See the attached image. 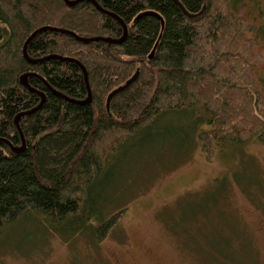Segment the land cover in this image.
<instances>
[{
  "label": "trees",
  "instance_id": "16d2710c",
  "mask_svg": "<svg viewBox=\"0 0 264 264\" xmlns=\"http://www.w3.org/2000/svg\"><path fill=\"white\" fill-rule=\"evenodd\" d=\"M178 1L187 13L175 0H0V229L38 214L66 235L96 219L106 240L126 209L101 217L84 197L164 116L200 113L210 160L264 144V33L231 0Z\"/></svg>",
  "mask_w": 264,
  "mask_h": 264
},
{
  "label": "rangeland",
  "instance_id": "374dc122",
  "mask_svg": "<svg viewBox=\"0 0 264 264\" xmlns=\"http://www.w3.org/2000/svg\"><path fill=\"white\" fill-rule=\"evenodd\" d=\"M231 3L264 33V0ZM257 74L264 88V67ZM164 117L129 139L84 197L101 217L126 209L106 240L95 241L96 219L62 235L31 214L0 229V264H264V144L210 160L200 113Z\"/></svg>",
  "mask_w": 264,
  "mask_h": 264
},
{
  "label": "water",
  "instance_id": "95a60500",
  "mask_svg": "<svg viewBox=\"0 0 264 264\" xmlns=\"http://www.w3.org/2000/svg\"><path fill=\"white\" fill-rule=\"evenodd\" d=\"M69 6H76L78 3H80L81 1H84V0H78V1H75V2H70L69 0H64ZM176 2H177V4L180 6V8L185 12V13H187L186 11H185V9H184V7L181 5V3L178 1V0H175ZM40 31H38V32H36L34 35H32L29 39H28V41H27V43H26V45H25V47H24V55H25V57L28 59V57H27V45H28V43L39 33ZM126 35H127V30H126V28H125V35H124V38L126 37ZM124 38L122 39V40H124ZM121 40V41H122ZM121 41H112V40H109V42H111V43H114V44H117V43H120ZM29 60V59H28ZM30 61V63H32V61L31 60H29ZM83 72H84V74H85V76L87 77V74H86V70L83 68ZM27 79H28V75H24L23 77H22V84L23 85H25V86H27ZM136 79V76L135 77H133L130 81H128L127 82V84L125 85V86H123V87H120V88H118L117 90H115L111 95H110V97H109V99H108V103H110V101L112 100V98L116 95V94H118L119 92H121V91H123L126 87H128L134 80ZM88 90H89V97H88V100H87V103H90L91 101H92V96H91V92H90V89H89V87H88ZM42 97H43V102L41 103V105L37 108V109H35L34 111H37V110H39L40 108H41V106L43 105V103H44V96L42 95ZM33 111V112H34ZM19 118H20V116L18 117V119H17V123H18V121H19ZM24 146H25V143H24V141H23V145H22V147L21 148H18V149H15V151L16 152H21V151H23V149H24Z\"/></svg>",
  "mask_w": 264,
  "mask_h": 264
}]
</instances>
